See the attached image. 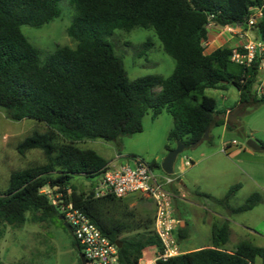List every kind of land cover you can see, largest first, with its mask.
<instances>
[{
    "label": "trees",
    "instance_id": "1",
    "mask_svg": "<svg viewBox=\"0 0 264 264\" xmlns=\"http://www.w3.org/2000/svg\"><path fill=\"white\" fill-rule=\"evenodd\" d=\"M63 1L0 0V109L13 120L44 122L67 138L57 142V133L35 132L18 145L20 155L41 150L46 163L10 174L8 189L0 194V225L20 228L31 213L34 221H51L65 229L59 207L43 192L48 188L61 195L58 201L71 202L82 211L112 243H122L118 249L122 264H138L148 248L161 249L153 229L155 216H139L125 198L111 193L98 197L94 190L89 194L77 191L71 185L74 176L99 178L109 162L76 142L116 143L141 133L148 113L156 118L164 111L174 122L168 151L179 141L190 148L204 140L209 127L225 123L216 120L217 100L205 94L223 84L233 85L239 92L237 108L264 105V95L253 91L259 60L250 66L239 65L232 56L235 49L243 52V48L220 47L206 53L204 46L210 24L246 27L251 9H264V0H70L75 15L67 33L77 45L62 46L42 56L22 28L50 24L60 17ZM135 28L156 32L164 51L175 61L171 76L130 79L108 37L116 30L131 32ZM253 28L264 40V16ZM228 127L240 137H251L235 123L229 122ZM157 166L155 162L150 165L153 169ZM239 187L230 189L226 202ZM262 200L261 194L253 193L246 204L231 212L249 211ZM230 230L224 223L213 229L212 246L157 264H264V248L249 241L229 252L225 245ZM72 237L76 249L79 243ZM176 237L186 239V229L179 228Z\"/></svg>",
    "mask_w": 264,
    "mask_h": 264
},
{
    "label": "rangeland",
    "instance_id": "2",
    "mask_svg": "<svg viewBox=\"0 0 264 264\" xmlns=\"http://www.w3.org/2000/svg\"><path fill=\"white\" fill-rule=\"evenodd\" d=\"M60 9V17L50 24L42 28L25 25L22 28L25 37L41 52L42 56L54 53L62 46L75 48L77 45L67 33L75 15L74 5L70 0H65ZM208 29L209 38L204 43L206 53L220 47L242 48L248 41L257 37L254 28L247 26L217 27L212 23ZM156 35L152 29L135 28L131 32L116 30L112 36L108 37V40L115 45L117 54L122 58L131 80L152 75H162L167 78L173 74L175 61L164 51ZM205 94L218 101V110L233 106L232 95L239 96V92L233 85H229L226 89L209 88ZM222 96H227L229 101H225ZM246 110L253 111L254 107ZM143 126L144 130L141 133L123 137L116 143L83 140L77 141L76 145L96 152L107 161L120 155L122 164L132 167L136 165V158L149 165L155 162L158 166L154 168V171L161 176L164 174L163 161L169 153H167L168 134L174 127L173 118L164 111L153 118L150 112L144 117ZM35 132L43 134L54 132L58 134L57 142L67 140L57 130L46 126L44 122L33 119L13 120L8 117L5 110L0 109V194L8 189L9 177L13 171H22L46 163V158L39 149L30 150L25 155H20L17 150L18 145ZM240 139L244 141L245 137L241 136ZM195 153V150L187 149L177 157L173 178L185 177L188 170L184 163L186 157L188 159ZM102 183V177L89 180L81 175L74 176L71 181V185L76 187L77 191L88 194L93 190L96 194L104 193ZM203 184L205 186L208 183L203 182ZM250 184L245 183L243 190H240V187L234 189L233 197L227 202L225 197L231 187L222 191L206 186L207 190L216 194L217 200L211 196L207 198V194L196 190L185 197L190 203L179 202L175 198L173 207L177 210L175 215L180 221L178 229L182 228L180 215H185L189 223L186 239L178 240L180 252L186 254L198 247L212 246L211 229L214 223L219 226L228 223L234 232L231 233L232 239L225 245L228 250H234L240 241H249L255 246L264 248V203L260 202L255 208L246 212L237 214L231 212L232 209L246 204L251 194L255 193H252ZM43 192L56 203L61 196L55 194V190L48 188ZM173 193L177 194L176 191ZM124 201L141 217L150 219L156 214L154 201L148 196L134 194L126 197ZM213 212L224 214L226 218L212 217ZM0 228L3 231V236L0 238V262L4 264H80L72 234L58 223L34 221L32 214L29 213L22 227L15 228L1 224ZM153 253H156V249L145 250L146 259H153L155 257Z\"/></svg>",
    "mask_w": 264,
    "mask_h": 264
},
{
    "label": "built area",
    "instance_id": "3",
    "mask_svg": "<svg viewBox=\"0 0 264 264\" xmlns=\"http://www.w3.org/2000/svg\"><path fill=\"white\" fill-rule=\"evenodd\" d=\"M263 16V7L252 8L247 27L253 28ZM242 48L243 52L235 49L232 60L244 66H250L259 60V69L263 71L264 40L256 37L248 41ZM257 93L260 97L264 95L261 85L257 89ZM135 161V167L131 165L110 167L109 165L104 175L101 176L105 192L98 193L97 196L111 193L117 198H126L134 194L151 198L156 208L153 229L161 243V249L157 246L150 247L156 249L157 254L153 253L155 257L146 259L144 253L138 264L165 262L172 257L182 255L176 237V232L180 227V221L177 219L173 207L176 197L169 189L177 179L167 174L160 178L149 164L137 158ZM186 165L190 166L191 163L188 161ZM53 204L59 207L65 222L71 227V233L81 247L80 251L85 256L86 264H122L116 243H112L82 211L76 209L71 202L64 203L63 200H59L57 203L53 201Z\"/></svg>",
    "mask_w": 264,
    "mask_h": 264
},
{
    "label": "crops",
    "instance_id": "4",
    "mask_svg": "<svg viewBox=\"0 0 264 264\" xmlns=\"http://www.w3.org/2000/svg\"><path fill=\"white\" fill-rule=\"evenodd\" d=\"M213 50L215 49L213 48L212 51ZM260 85L264 90V70L262 71L259 69V75L253 88L256 95H258L257 89ZM228 86L229 84H223L217 89H226ZM222 97L225 101H229L227 96ZM232 98L234 99L233 106L226 107L223 110H217L218 115L216 120L224 121L225 123L220 126L210 127L208 139L200 142L196 148H188L195 150L196 153L192 154L188 159L186 157L184 163L185 166L188 167L187 173L184 175L185 177H177L176 179L178 180L169 187L173 192H177L175 195L177 201L190 203L185 197L187 194L194 193L195 190L200 191L202 194H207V196H211L213 199L217 200V196H215L216 194L207 190L206 186L215 189L218 188L223 191L236 185L240 186V190H243L245 183L248 182L251 183L252 193H260L263 197L261 203H264V150L257 151L247 145L249 139L257 140L261 146V143H264V105L258 106L253 111H247V108H245V110L243 108H237L240 96L232 95ZM233 115H235L236 119L233 118ZM229 118H231L232 121H229ZM229 122L235 123L236 126L244 127L251 137L241 141V137L238 136L234 130L229 129ZM168 152L169 151L167 150V153ZM117 157L118 158L108 161L110 167L124 165L122 164L120 155H117ZM188 160L191 163L190 166L186 165ZM165 175L166 174L164 173L161 176H157L162 178ZM203 182H207L208 184L204 186ZM176 212L177 210L175 209V213ZM212 215V217H218L220 219L226 218L224 214L222 215L217 212H213ZM184 216L185 215L179 216L181 218V229L187 230V228H189V223L187 219H185L186 216ZM216 227L220 226L216 223L212 224V239V231ZM231 233H234L232 229L230 230L229 241L232 239ZM229 241L227 243H229ZM240 242L237 243L234 250L226 249L229 252H235ZM200 248L202 247H198V249ZM198 249H194L191 252Z\"/></svg>",
    "mask_w": 264,
    "mask_h": 264
},
{
    "label": "water",
    "instance_id": "5",
    "mask_svg": "<svg viewBox=\"0 0 264 264\" xmlns=\"http://www.w3.org/2000/svg\"><path fill=\"white\" fill-rule=\"evenodd\" d=\"M233 118H235V115H233ZM229 121H232L231 118H229ZM209 134H210V127L206 130V134H204V137L203 139L206 140L209 138ZM200 142H197L195 144H193L191 146V148H196L197 145L199 144ZM247 145L252 148V149H255L257 151L259 150H264V147H262L257 140L255 139H249L247 141ZM188 147L186 146V144L182 143V142H177L176 144V147L172 150L169 151L168 155H166L164 161H163V164H162V170L165 174L167 175H173L174 174V165L176 163V160H177V157L180 156L185 150H187ZM61 219L63 220V226L71 231V227L69 226L68 223L65 222V219L63 218V216H61ZM116 245L119 248L122 247V243L121 242H116ZM80 245H77L76 246V249L78 250V256H79V259L81 260L82 264H86V260H85V256L84 254L80 251Z\"/></svg>",
    "mask_w": 264,
    "mask_h": 264
}]
</instances>
